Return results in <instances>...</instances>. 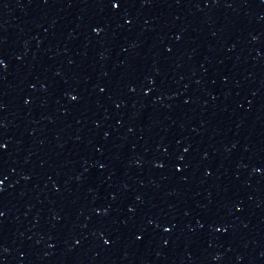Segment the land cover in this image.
<instances>
[{
  "label": "water",
  "instance_id": "1",
  "mask_svg": "<svg viewBox=\"0 0 264 264\" xmlns=\"http://www.w3.org/2000/svg\"><path fill=\"white\" fill-rule=\"evenodd\" d=\"M0 264H264V0H0Z\"/></svg>",
  "mask_w": 264,
  "mask_h": 264
}]
</instances>
